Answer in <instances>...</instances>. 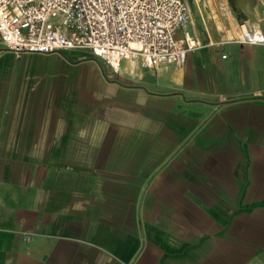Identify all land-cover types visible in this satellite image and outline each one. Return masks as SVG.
Wrapping results in <instances>:
<instances>
[{
    "label": "crops",
    "instance_id": "crops-1",
    "mask_svg": "<svg viewBox=\"0 0 264 264\" xmlns=\"http://www.w3.org/2000/svg\"><path fill=\"white\" fill-rule=\"evenodd\" d=\"M186 1L181 66L0 43V264H264V44Z\"/></svg>",
    "mask_w": 264,
    "mask_h": 264
},
{
    "label": "built area",
    "instance_id": "built-area-1",
    "mask_svg": "<svg viewBox=\"0 0 264 264\" xmlns=\"http://www.w3.org/2000/svg\"><path fill=\"white\" fill-rule=\"evenodd\" d=\"M190 20L186 0H0V43L18 55L87 50L115 71L181 66L200 45ZM236 40L264 44V30L242 23Z\"/></svg>",
    "mask_w": 264,
    "mask_h": 264
},
{
    "label": "rangeland",
    "instance_id": "rangeland-1",
    "mask_svg": "<svg viewBox=\"0 0 264 264\" xmlns=\"http://www.w3.org/2000/svg\"><path fill=\"white\" fill-rule=\"evenodd\" d=\"M225 1H226V5L229 8L230 12H231V9L233 8V10L235 12L234 15L237 17V19L239 21V23H237L238 24V28L236 30L237 34H235L233 36L230 35L233 38H237L239 36V25L243 23V21H241V19L244 20L246 18V16L241 11L240 4H239L240 1L239 2H238V0H225ZM244 1H247L252 7H257L258 4L264 0H244ZM200 3L201 4L202 3L209 4V6H210V23H212V26L215 29H217V26L222 27L221 25H223L222 21L224 19L225 20V25H223L224 29L227 31L231 30V28H232L231 23L229 21V18L227 17V13L225 12L224 8L222 7V0H200ZM252 14H253V12H252ZM246 24L249 25V23H246ZM80 51H84V50L66 51V52H64V55L68 56V57H70V56H76V57L87 56L85 52L80 53Z\"/></svg>",
    "mask_w": 264,
    "mask_h": 264
}]
</instances>
